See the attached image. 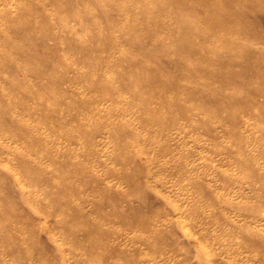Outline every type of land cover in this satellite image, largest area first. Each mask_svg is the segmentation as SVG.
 Listing matches in <instances>:
<instances>
[{"label": "rangeland", "instance_id": "obj_1", "mask_svg": "<svg viewBox=\"0 0 264 264\" xmlns=\"http://www.w3.org/2000/svg\"><path fill=\"white\" fill-rule=\"evenodd\" d=\"M0 9L8 12L0 14V65L8 55L19 65L4 70L10 78L0 66V109L11 107L0 115V264H264V100L258 111L245 100L247 91L264 89V60L252 52L234 57L226 72H243L247 81L227 87L210 63L178 64L182 44L154 49L177 32L147 39L144 27L152 53L137 54L151 63L143 67L118 59L121 48H131L119 39L122 29L107 30L102 18L94 26L69 17L62 32L70 9L98 17L91 2L0 0ZM113 11L118 20L144 21L139 9ZM13 16L30 28L24 38L3 29ZM245 22L264 37V12ZM86 55L100 59L97 69ZM55 78L61 95L51 88ZM98 79L110 85L98 88ZM21 102L32 119L19 114ZM184 117L206 126L193 128ZM172 122L181 128L166 131ZM68 132L79 141H67ZM20 156L31 158L34 172Z\"/></svg>", "mask_w": 264, "mask_h": 264}, {"label": "bare ground", "instance_id": "obj_2", "mask_svg": "<svg viewBox=\"0 0 264 264\" xmlns=\"http://www.w3.org/2000/svg\"><path fill=\"white\" fill-rule=\"evenodd\" d=\"M78 1L80 2V5H84V6H86L88 2H91L92 4L96 5L99 8L98 17L92 18L89 16L87 12L83 13V11L80 9L79 10L70 9L67 15L64 14L62 17V20H61L62 22L60 23L61 29L63 30L62 32H64V30L67 31L68 26L70 25V24L68 25L69 17L78 16L82 19V22L84 20V21H87L88 23H91V25H94V26H98V24L100 23L98 19L102 18L105 21V28L107 30L112 31L115 28L122 29L120 32L119 39L121 38L122 41H125L126 45H128L129 48L131 49L124 48V47L121 48V51H119L118 59H122V58L125 59L129 65L133 64L137 67H143V66H147V64L150 63L149 60L136 59L137 54L142 55L143 57L146 58L152 53V52H149L150 49L146 47L145 42L147 40L144 39L143 37L144 35L141 34L145 26H148V29L146 32L148 35L147 39H150L153 36L155 37V36L160 35V32H162L165 35H170L173 32H177L178 35L176 36V40H174V42H171L170 45L169 43L160 44L157 42L155 43L153 42L155 44L154 49L167 50V48L171 47L174 43L180 44V45L182 44L183 46H185V49L187 50H185V52H177L175 59L178 61V64H185V63L192 64V62H196L197 60L205 62V65L210 63L211 65L215 66V68H218L217 70L218 71V74H217L218 81L227 87H230L235 82H239V81L242 83H245V80H246L245 74L243 72H236V73L234 71L226 72V69L230 67V63L232 62L234 57L236 56L240 57L242 55H245V53L252 52V54L256 56L257 59L259 57L260 61L264 60V50H261V52L259 53L257 50H254V48H256L255 46L258 44V41L259 40L263 41L264 37L260 35L261 33L259 34L256 28L257 25L255 23L248 24L245 22L246 18L250 14L256 13L258 11L264 12V0H158L157 2H152L151 0H78ZM258 1L262 2L260 3L262 5L258 6V3H259ZM113 9L117 11L118 10L128 11L131 9H139L142 13H144V21L137 22L136 20L129 21L128 19H126V21H123L120 19L118 20V18L115 17L113 14L114 12ZM187 9H189L191 13H188ZM193 12H195V14H193ZM0 14L6 15L8 18L7 9H0ZM171 17L176 18V21L174 22V24H169V22L167 23V20H169ZM76 20L74 19L72 20V22L73 21L75 22ZM118 24H120L121 27H118ZM125 26L127 28H125ZM81 27L82 26H80V28ZM3 29L7 32L20 33L23 37V35L28 33L30 28L28 24L21 22L19 17L17 18L13 16V17H9V19L4 23ZM100 29L97 30V32L94 34V38H96L97 40V44H98L97 46L99 47L101 46L102 41L104 40V38L102 37L104 32H101ZM48 31H49L48 32L49 35H51L54 29L52 31L51 30H48ZM1 32H2V28H0V35H1ZM73 32L72 33L69 32V33L73 34ZM73 35H76V34H73ZM5 36L8 38L9 42L11 41L17 45H24V43L27 42L26 40L15 38L12 35L11 36L5 35ZM78 42L79 40L77 41V43ZM84 46H83V49H86V46L85 47ZM84 51L85 50H83V52ZM8 56H6L5 62L0 65L1 75L6 78H10V74H7L4 71L6 68H8V70L10 71H14L16 70V68L19 67V65H16L17 64L16 61L12 57L10 56L8 57ZM85 58L87 59V55ZM99 60L100 59H96V60L87 59L86 62L90 68L97 69V66L100 63ZM115 61H117V59H115ZM104 62H105L104 63L105 66L109 65L108 60ZM20 69L22 72L24 71V69L22 68ZM116 69L117 71H122V68H119L118 66H116ZM134 70L137 71V69H134ZM203 72H200V73H203ZM120 73L121 75H127L126 72H120ZM190 73L186 72L185 75L189 77H192L193 75L194 80H195V76L198 78H201L198 75V72L196 74H193L192 71H190ZM205 74L207 73L205 72ZM208 76L210 75L208 74ZM261 78L264 81V74L261 76ZM57 80L58 79L55 78L52 81L51 88L55 89V91L58 92L59 95H61L60 93H62L64 90L60 91L59 89L60 85H58L60 82L58 83ZM126 81L127 80H124V83H125L123 84L124 87H128V88L136 90L134 86H131V84H128L127 83L128 81L127 82ZM94 84L98 88H104L110 85L108 84V82L102 79L96 80ZM24 92L26 95H29L27 91H24ZM219 93L216 92V94L213 95L214 100L216 99V102H220L221 100V96ZM230 99L235 102H238L240 100V98L238 99L234 97H230ZM245 100L250 105H253V109L255 111H258L257 109H260V108H259V105L257 106L256 104H258L260 100H264V89L256 87L250 91H247ZM21 105L23 106V109H21L19 114L22 113V114L30 116L28 113L29 108H27V105H25L22 102H21ZM95 105L98 106L97 103H95L94 106ZM10 109L11 107L8 109L5 107L3 109H0V115H2L3 113H8V112L11 113ZM197 110L201 111L203 109H201L200 107H197ZM204 111L206 110L204 109ZM184 115L185 116L187 115L189 117V114H184ZM30 118L31 119L33 118V114H31ZM14 122L19 123V125H22L20 123L19 117H17V119H15ZM187 123L193 128L201 124L206 126L205 122L194 121L192 118H187ZM216 125L221 126V128L225 127L224 123L220 119L217 120ZM74 126L76 127L77 130L81 131L82 133H86V131H88L85 129L86 126H83L77 123L76 124L74 123ZM74 126L73 125L70 126L69 127L70 130L72 128L73 130H75ZM209 127H212V124L209 125ZM179 128H181V125H179V123L172 122L166 128V131L168 130L170 132V130L172 129H179ZM93 130H97V129L93 127ZM67 137H68L67 141L69 142L79 141V138H75L74 135L72 136V134H70L69 132H68ZM30 142L31 140H28L26 143L29 144ZM36 144L41 145L39 140L36 142ZM19 160L26 167V169H30L31 172H34L31 169V166H32L31 158L20 156ZM179 170H182V167H180ZM36 171H39V173L41 172L40 168ZM254 178L258 179V175H255ZM97 205L99 206L100 204H97ZM263 217H264V213L260 215V218H263ZM260 220H263V219H260ZM258 233L262 235L264 234V232L262 231H258ZM88 237L89 236H87V238Z\"/></svg>", "mask_w": 264, "mask_h": 264}]
</instances>
